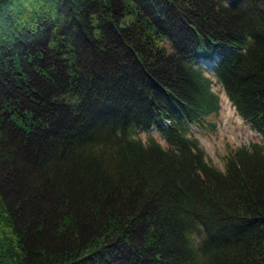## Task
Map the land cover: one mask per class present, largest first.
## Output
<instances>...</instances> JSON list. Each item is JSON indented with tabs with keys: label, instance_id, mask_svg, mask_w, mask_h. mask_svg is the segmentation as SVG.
Segmentation results:
<instances>
[{
	"label": "trees",
	"instance_id": "obj_1",
	"mask_svg": "<svg viewBox=\"0 0 264 264\" xmlns=\"http://www.w3.org/2000/svg\"><path fill=\"white\" fill-rule=\"evenodd\" d=\"M212 77L264 137V0H0V264H264V144L193 134Z\"/></svg>",
	"mask_w": 264,
	"mask_h": 264
},
{
	"label": "rangeland",
	"instance_id": "obj_2",
	"mask_svg": "<svg viewBox=\"0 0 264 264\" xmlns=\"http://www.w3.org/2000/svg\"><path fill=\"white\" fill-rule=\"evenodd\" d=\"M209 74L212 75L210 71ZM212 78V89L220 96V109L217 113L208 115L200 129L195 127L192 129L208 161L222 169L224 157L230 150L253 141L264 144V137L237 114L221 84L214 77ZM150 132L160 139L155 129ZM139 136L146 140L147 132H140ZM160 141L165 144L163 140Z\"/></svg>",
	"mask_w": 264,
	"mask_h": 264
}]
</instances>
